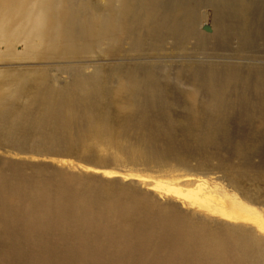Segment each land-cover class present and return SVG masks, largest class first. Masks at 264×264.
<instances>
[{
    "label": "bare ground",
    "instance_id": "obj_1",
    "mask_svg": "<svg viewBox=\"0 0 264 264\" xmlns=\"http://www.w3.org/2000/svg\"><path fill=\"white\" fill-rule=\"evenodd\" d=\"M2 62L0 264H264V0H0ZM98 146L181 206L15 160Z\"/></svg>",
    "mask_w": 264,
    "mask_h": 264
},
{
    "label": "rangeland",
    "instance_id": "obj_2",
    "mask_svg": "<svg viewBox=\"0 0 264 264\" xmlns=\"http://www.w3.org/2000/svg\"><path fill=\"white\" fill-rule=\"evenodd\" d=\"M206 33H210L209 29L205 30ZM110 61V62H109ZM104 65H110L114 64L111 60L103 59ZM6 67V63L2 62L0 63V68L4 69ZM23 69V68H22ZM120 89V90H119ZM122 89V90H121ZM186 90L190 93H192L193 90L190 88H186ZM115 92L118 94L117 100H120L119 94H123L125 92L124 87L117 86L115 88ZM180 100H187L186 97L181 98ZM26 103V100H19L18 105H24ZM120 111V108L118 109V112ZM109 129L114 134L115 138L118 139L120 131L124 125V120L117 118L114 114H112L111 119L109 120ZM264 124L263 121L257 120L254 123L253 130H261L263 128ZM256 131H251L248 137L244 139L243 142L240 145H237L236 149L239 150H245V151H254L257 149V147L250 143V140H256ZM178 139H182V134H177ZM250 139V140H249ZM248 140V141H247ZM86 145H95L93 141L90 139L84 138L83 141ZM247 142V143H246ZM104 147V148H102ZM98 146L97 150H94V154L97 155L100 160H103L101 164H90L86 162L87 156H89V152H80L79 154H75L73 156H51V157H45V156H36V155H21L17 156L15 160L28 163L34 166H44L47 168V170L51 172H55L56 170L59 171L61 174L69 175V176H75L76 179L81 178H92L96 181H93V186H101L100 191H102L105 195H109L112 192H116V189L112 186V182H117V184L121 187H131L134 192L142 193V194H148L150 197H152L154 200L160 203H165L166 201H172L177 203L181 206V202H176L171 197L163 199L160 198L159 192H156L155 190L150 189L147 184H144L142 180L150 181V176H164L167 173V170H160L158 168H150L143 166L141 164L136 163H128L125 161H119L116 159V153L114 149H111L109 147L105 146ZM234 163V160H232ZM258 159H255V163H258ZM236 163V161H235ZM56 171V172H57ZM173 171V170H171ZM216 172V173H215ZM109 173H117V174H111ZM183 173V172H181ZM177 174V173H176ZM175 175V174H173ZM226 173H220L219 171H214L212 174H210V179L213 181L223 182L226 177ZM148 178V179H146ZM223 178V179H222ZM242 183V181H241ZM226 184V183H225ZM247 187H250V185L247 183ZM118 188V189H119ZM182 210L192 213V214H200L199 211L187 208H182ZM202 216H208L205 214H202ZM208 219L211 221H218L217 217L208 216Z\"/></svg>",
    "mask_w": 264,
    "mask_h": 264
}]
</instances>
